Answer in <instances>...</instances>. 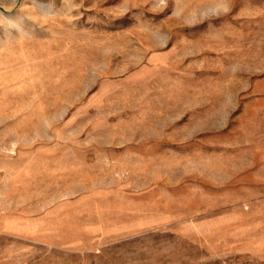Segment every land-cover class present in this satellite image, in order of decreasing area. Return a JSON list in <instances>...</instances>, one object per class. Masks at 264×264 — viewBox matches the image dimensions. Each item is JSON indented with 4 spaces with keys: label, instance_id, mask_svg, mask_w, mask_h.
<instances>
[{
    "label": "rangeland",
    "instance_id": "374dc122",
    "mask_svg": "<svg viewBox=\"0 0 264 264\" xmlns=\"http://www.w3.org/2000/svg\"><path fill=\"white\" fill-rule=\"evenodd\" d=\"M0 264H264V0H0Z\"/></svg>",
    "mask_w": 264,
    "mask_h": 264
},
{
    "label": "crops",
    "instance_id": "0c3cea01",
    "mask_svg": "<svg viewBox=\"0 0 264 264\" xmlns=\"http://www.w3.org/2000/svg\"><path fill=\"white\" fill-rule=\"evenodd\" d=\"M228 110L229 109L227 106V113H226V117H225L226 121L229 120V111ZM210 121H211L210 126H207V128L204 130L203 134H205L206 136H209V137L211 136V142L213 143L214 127H213V115H212V113L210 116ZM222 124L224 125V122H222ZM199 133H202V132H199ZM196 134H198L197 131L193 132L191 137L193 138ZM163 136L164 137H162V138L166 139L168 137V139H172L173 141L178 142L180 146H182V144L189 143L192 139V138L186 139V137L180 138L179 133H177V134H170L169 133V134H167V136L166 135H163Z\"/></svg>",
    "mask_w": 264,
    "mask_h": 264
}]
</instances>
